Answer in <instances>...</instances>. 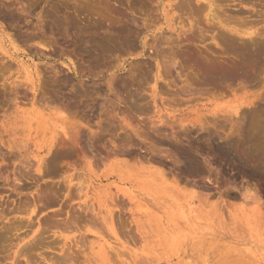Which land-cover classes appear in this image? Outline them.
<instances>
[{
	"label": "rangeland",
	"instance_id": "1",
	"mask_svg": "<svg viewBox=\"0 0 264 264\" xmlns=\"http://www.w3.org/2000/svg\"><path fill=\"white\" fill-rule=\"evenodd\" d=\"M198 1L0 0V264H264V0Z\"/></svg>",
	"mask_w": 264,
	"mask_h": 264
},
{
	"label": "bare ground",
	"instance_id": "2",
	"mask_svg": "<svg viewBox=\"0 0 264 264\" xmlns=\"http://www.w3.org/2000/svg\"><path fill=\"white\" fill-rule=\"evenodd\" d=\"M201 1H202V0H201ZM209 1H210V0H209ZM197 2H199V1L197 0ZM205 2H206V1H205ZM210 2H211V1H210ZM208 4H209V2H208ZM204 5H206V4H204ZM211 5H212V2H211ZM199 6H200V5H199ZM204 7L207 8L206 6H204ZM204 7H203V9H205ZM200 9H201V8H200ZM208 9H209V8H208ZM250 35H251V34H250ZM157 77H158V75H157ZM31 83H32V82H31ZM234 110H235V113H237L238 109H237V111H236V109L234 108ZM235 113H234V114H235ZM182 125H183V123H182ZM174 146H175V145H174ZM179 148H180V147H179Z\"/></svg>",
	"mask_w": 264,
	"mask_h": 264
}]
</instances>
